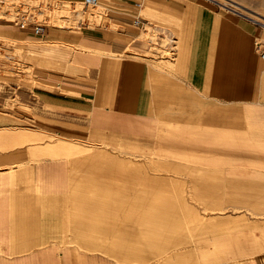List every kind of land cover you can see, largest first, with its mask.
<instances>
[{"label": "crops", "instance_id": "crops-1", "mask_svg": "<svg viewBox=\"0 0 264 264\" xmlns=\"http://www.w3.org/2000/svg\"><path fill=\"white\" fill-rule=\"evenodd\" d=\"M99 2L98 12H74L76 16L88 13L99 24L80 21L76 29L56 31L49 26L44 35L34 26L5 28L20 40L23 50L28 45L32 74L27 81L0 82V147L27 140L28 121L35 117L37 131L57 133L64 142L80 137L135 151L154 147L157 154L161 148H180L182 154H174L176 159L157 166L186 174L196 190L191 194L205 205L199 210L250 215L211 216L213 229H229L222 242L231 249L219 251L225 259L210 263L215 251L205 248L211 243L207 229L192 225L190 234L182 225L179 211L183 209L176 207L183 205L172 196L160 199L163 194L156 192L168 189L167 179L150 176L141 164L107 157L112 167L105 170L114 172L111 176L116 180L135 181L136 186L122 184L121 189L112 190L114 183H108V194L117 198L105 200L103 216H98V209L90 210L86 219L84 206L73 202L75 212L70 215L62 199L76 183L72 184L71 160L62 155L84 148L57 142L31 150L34 156L43 152L51 158L5 152L0 154V264H99L92 257L96 252L103 253L95 256L100 264H146L150 260L161 264H264V60L256 49V42L264 40V29L207 0H154L147 7L151 20L143 37H160L161 43L173 46L178 41L175 34L168 27L166 35L156 33L157 27H164L154 23H172L181 30L175 58L167 60L173 74L168 75L147 60L143 27L135 23L144 18L140 14L143 3ZM137 2L142 6L137 7ZM66 3L72 1L57 4ZM16 121L27 123L16 128L20 131L2 130ZM45 123L51 128H45ZM190 149L200 154L185 156ZM168 152L177 153L175 149ZM87 157L100 160L104 156L92 152ZM185 162L198 166H185ZM228 164L249 165L248 177L236 178ZM172 179L173 187L177 183ZM73 190L81 193L75 186ZM157 213L164 215L159 224ZM68 218L74 222L70 229L78 238H86L93 254L85 256L61 245ZM197 239L201 245L190 247Z\"/></svg>", "mask_w": 264, "mask_h": 264}, {"label": "rangeland", "instance_id": "rangeland-1", "mask_svg": "<svg viewBox=\"0 0 264 264\" xmlns=\"http://www.w3.org/2000/svg\"><path fill=\"white\" fill-rule=\"evenodd\" d=\"M46 1V2H43ZM0 0V23L3 24V27H0V82H5L6 80H15L17 82L27 81V78L30 80V76L32 74L31 72V51L26 45L25 49L21 46H19L18 40L16 37H12L8 33L5 32L6 29H15L16 27H19V21L22 14L26 13L30 20H33L35 22H42L48 24L53 31L59 30V29H76L80 25V21H84V23L89 24H99L97 18L95 19L90 14H84L76 16L74 12L81 13L82 10L86 9L84 4L82 2H76L77 0H70L72 3H66L62 6H59L57 3H61L65 0ZM79 1V0H78ZM143 3V8L140 12L142 16H144L143 23H141L142 32L141 37L145 40L146 43V56L148 62L156 67L157 70L164 72L165 74L171 75L172 71L168 67L167 60L170 56L175 58L176 50L179 48L181 44V36H180V28L179 31H177V26H172L171 24H166L164 22H155L154 24L159 27L164 28H156V33L161 35H166L165 29L168 27V29L175 34V37H177V42H174L171 45H164L161 43L160 37H152L153 40L147 39L143 37L144 32H146L148 23L150 22V18L147 16L148 11L147 7L149 6L150 2H153L154 0H140ZM160 2H164V0H159ZM243 5H240V7L232 5V3H225L229 7H231L234 11H239V14H245L247 16H250L254 19L259 20L260 22H264V0H236ZM54 4V5H53ZM101 5L97 7H89L87 11L89 13L91 12H98L101 10ZM216 6V5H215ZM243 7V8H242ZM223 9V8H221ZM230 10L229 8L225 7L223 10ZM251 11V12H250ZM253 12V13H252ZM242 15L243 17L251 20L247 16ZM253 21V20H251ZM254 22V21H253ZM11 24L14 25L11 26ZM256 24V23H255ZM16 26V27H15ZM260 28L264 29L263 25H258ZM5 38V39H4ZM19 46V47H17ZM168 51V52H166ZM166 54H169L166 56ZM173 75V74H172ZM28 121V131L26 132L25 139L27 140L23 142L14 143L12 146L8 147H0V154H3L6 152V154H12L16 155L17 153H21L24 155H33V157H39V158H51L52 155H44L43 152L37 154L34 156V154L31 152V150L34 147L38 148H44V147H50L51 145H57V142L65 143L67 146L84 148V151L77 152V153H71L62 155L64 159H70V168L71 169V177H72V184L75 181L76 185L74 186L78 188L81 193L75 194L73 187H71L68 194L66 193L65 197L62 198L64 201V209H66V213L73 214L74 207L73 202H77L78 207L84 206V209L86 210L85 218L88 219L90 217V210L92 212L96 209H98L97 214L98 216H103L106 212L107 206L105 203V200L107 198H110L111 200L114 198H117V196L113 194H108L107 187L108 183H114L112 190L121 189L122 184H126L129 186H136V182L130 180L127 183L122 181L121 179H115V176H111L112 174H115L112 171L105 170L108 166L112 167L111 162H107L105 159L113 160V161H120L126 162L129 161V163H132L133 165H142L144 170L146 169L147 173L150 176H159L162 178H166L169 187L168 189H160L156 192H159L160 194H163V196H160V199L165 198L164 195L172 196L174 200H177L179 204L176 205V207L183 209V211H179L182 217V225H184L185 229H191L190 227L192 225H200L201 227L207 229V239L211 242L208 246L205 248H208L209 252L215 251L214 256L211 262H219L225 258L221 256L218 252H223L224 249H231V246L228 244H224L222 242L223 236H228L226 233L229 231V229L222 228V227H216L215 229L212 223V217L214 214H220L221 218H237V216L240 215H250V213L245 212H238V211H225V212H213V211H202L199 210L200 208L205 207V205H202L203 203L198 201V197L195 194L196 190L191 188L190 179L185 175H181V173H173L171 171H164L158 168V164L160 162H164L166 160H173L174 154L181 155V149L176 147H167V148H161L159 150V154L155 153V148L153 147H143L140 151H135V149H129V148H119L108 144H100V143H94L90 141H86L84 139H81L78 137L77 139H69L66 142L61 141L59 134L54 133L52 131H37V122L35 120V117ZM16 119V117H14ZM15 122V121H14ZM17 124L12 125V127H3L2 130H8V133H12L16 130V128H20L21 126H25L27 122H22L24 125H21L22 123L17 122ZM45 128H51V126L48 125V123H45ZM175 126L174 129L175 130ZM14 129V130H10ZM162 143L165 145L168 142H165L164 140H161ZM40 149V150H41ZM175 149L177 153H170L168 150ZM242 150L238 148V151ZM223 151V149H222ZM92 152H101L102 158L100 160H88V155ZM104 154V155H103ZM192 154H200V150H194L190 149V152H185V156L192 155ZM180 160V159H178ZM116 163V162H115ZM115 165V164H114ZM183 165H193L198 166L197 164H191L185 162ZM235 164H228V167H231V171L235 170L237 175L236 178H246L249 175L250 169L248 168L246 164H236L237 166L234 167ZM11 168H13L16 165H9ZM234 167V168H233ZM247 167V168H245ZM234 172V171H233ZM174 177V178H173ZM173 178V179H172ZM175 180L176 185L170 184V180ZM227 181V180H226ZM181 182L184 183L183 187L181 186ZM192 182V181H191ZM99 185H102L104 187H99ZM93 184V185H92ZM106 187V188H105ZM222 192H228V190H222ZM75 195V196H74ZM109 195V196H108ZM113 195V196H112ZM111 196V197H110ZM167 196V197H168ZM91 201H96L95 203H90ZM98 201H101L98 202ZM104 202V203H103ZM110 206V204H109ZM108 206V208H109ZM92 207V209H90ZM117 208H121L118 206ZM77 212H79L77 210ZM194 212V213H192ZM63 213V211H62ZM95 215V214H94ZM83 216V215H81ZM197 216V218H196ZM250 217V216H249ZM84 218V217H83ZM74 219V218H73ZM76 219H80L79 213H77ZM197 219V220H196ZM85 220V219H83ZM260 218L257 220H253L258 222ZM68 228L63 229L62 235L60 236L61 245L63 247H71L74 249L77 253H85V256L87 253H92L93 251L88 249V244L86 238L80 239L77 237L76 234H74L75 231L70 229V225L73 224L74 228V222L71 220L69 221V218L66 221ZM88 233V231H86ZM191 234V230L189 231ZM86 235V234H85ZM190 239V238H189ZM83 240V241H82ZM191 240V239H190ZM201 239H197L196 241L190 242L191 246L201 245ZM194 243V244H193ZM195 247V245H194ZM95 253V252H94ZM90 254V255H92ZM101 252H96V255H102ZM230 254V252H229ZM84 255V254H82ZM95 255V256H96ZM94 255L92 257L97 260V263H101L99 258H95ZM232 256V255H231ZM113 258V257H112ZM93 259V260H94ZM145 264V263H144ZM146 264H161V261L158 260H150Z\"/></svg>", "mask_w": 264, "mask_h": 264}, {"label": "built area", "instance_id": "built-area-1", "mask_svg": "<svg viewBox=\"0 0 264 264\" xmlns=\"http://www.w3.org/2000/svg\"><path fill=\"white\" fill-rule=\"evenodd\" d=\"M84 2V6L86 8V10H88L89 7H97L100 5L99 0H82ZM210 1L211 3H213L214 5L220 7V8H225L223 7L222 3H220L218 0H207ZM137 7H141L142 3L141 2H137L135 3ZM144 18L143 17H139L135 20V23L140 24L143 23ZM256 25H263L260 22H255ZM30 26H34V29L37 33L44 35L46 33L47 28L49 27L47 23H42V22H35L33 20H30V17L24 13L21 15L20 17V21H19V27L21 28H27ZM256 49L259 53V55L262 57V59L264 60V41L263 40H258L256 42Z\"/></svg>", "mask_w": 264, "mask_h": 264}, {"label": "bare ground", "instance_id": "bare-ground-1", "mask_svg": "<svg viewBox=\"0 0 264 264\" xmlns=\"http://www.w3.org/2000/svg\"><path fill=\"white\" fill-rule=\"evenodd\" d=\"M220 3H222V5H223V7H227V8H229L230 10H233L231 7H229L228 5H226L225 3H232V5H234V6H237V7H240V5H243L244 6V4H241V3H239L238 1H236V0H218ZM225 2V3H224ZM83 4H84V2H83ZM243 8V7H242ZM236 12H239V11H237V10H235ZM251 12V11H250ZM240 13V12H239ZM253 13V12H252ZM241 15H245V14H242L241 13ZM245 16H247V15H245ZM248 18H250L251 20H253L254 21V23L257 21V22H260L259 20H257V19H254V18H252V17H250V16H247ZM261 24H264V22H260ZM264 41V40H263ZM157 217H158V224L164 219V215H163V213H162V215L160 214V213H157ZM165 227V226H164ZM166 228V227H165ZM158 229H164V228H162V227H160V226H158ZM163 236V233H158V237H162ZM159 242H161L160 240H159Z\"/></svg>", "mask_w": 264, "mask_h": 264}]
</instances>
